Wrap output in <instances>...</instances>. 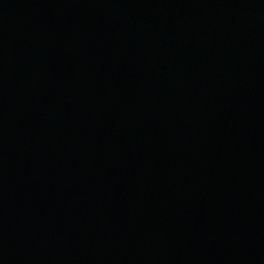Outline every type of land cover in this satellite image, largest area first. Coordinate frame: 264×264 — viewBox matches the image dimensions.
Wrapping results in <instances>:
<instances>
[{
	"label": "water",
	"instance_id": "95a60500",
	"mask_svg": "<svg viewBox=\"0 0 264 264\" xmlns=\"http://www.w3.org/2000/svg\"><path fill=\"white\" fill-rule=\"evenodd\" d=\"M0 264H264V0H0Z\"/></svg>",
	"mask_w": 264,
	"mask_h": 264
}]
</instances>
